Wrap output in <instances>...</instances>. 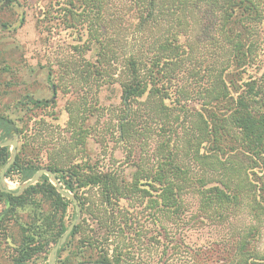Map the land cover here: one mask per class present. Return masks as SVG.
Here are the masks:
<instances>
[{
  "label": "trees",
  "instance_id": "1",
  "mask_svg": "<svg viewBox=\"0 0 264 264\" xmlns=\"http://www.w3.org/2000/svg\"><path fill=\"white\" fill-rule=\"evenodd\" d=\"M13 1L5 0L4 6ZM122 1L133 44L113 79L123 99L118 135L133 142L154 125L158 139L152 165L137 163L128 175L97 171L87 154L70 167L60 158L43 164L40 150L26 151L22 144L5 177L17 175L25 182L45 167L74 194L82 213L80 193L98 189L105 206L104 221L99 222L106 236L102 244L97 236L85 234L82 220L59 247L55 264H122L128 249L118 245L109 249L108 236L127 234L130 200L146 201L150 209L169 218L180 212L182 194L190 189L196 192L198 210L209 217L225 221L244 207L255 220L233 239L225 264H264V252L254 247L258 223L264 219V0ZM108 2L68 1L69 28L78 32L73 26L84 24L86 50L94 52V62L85 63L87 78L112 76L110 71L117 67L115 44L94 28L105 24ZM27 102L33 109L49 106L45 100ZM63 128L76 147L86 150L85 119L68 113ZM21 132L14 121L0 116V139ZM8 159L9 147H0V170ZM12 192L0 190V227L5 232L10 220L18 223L7 264H28L64 233L71 201L61 197L45 175L22 194ZM42 204L48 205L47 212ZM26 206L32 214L21 223L17 210ZM68 246V254L62 256Z\"/></svg>",
  "mask_w": 264,
  "mask_h": 264
},
{
  "label": "rangeland",
  "instance_id": "2",
  "mask_svg": "<svg viewBox=\"0 0 264 264\" xmlns=\"http://www.w3.org/2000/svg\"><path fill=\"white\" fill-rule=\"evenodd\" d=\"M68 1L14 0L5 7V0H0V116L10 118L22 131L17 134L16 152L24 144L26 151L40 150V163L60 158L65 161V167L76 164L87 154L94 170L118 171L124 175L132 172L137 163L149 168L158 139L154 125L133 142L118 135L123 99L113 79L133 44L126 4L122 0H109L105 24L94 26L96 34H103L115 44L117 67L110 71L112 76L102 78L90 74L87 78L83 76L85 63L94 62V52L86 50L84 24L73 26L78 32L69 28L71 6ZM29 99L45 100L49 106L33 109L27 102ZM68 113L80 121L85 119L89 125L86 150L76 147L69 139V131L63 128ZM34 122L36 130L31 131ZM10 152L9 147V156ZM193 172L198 174V169L193 167ZM22 183L17 175L5 177L10 191H17ZM80 198L85 205L77 224L83 220L85 234L97 236L100 245L106 237L99 224L104 221L105 211L100 193L97 188H91L82 191ZM181 200L180 212L168 218L163 212L150 209L146 201L140 202L134 197L128 208L127 234L125 237L108 236V248L118 245L128 249L122 264H225L232 254L233 239L255 224L244 207L235 214H228L225 221L209 217L198 210V198L192 189L184 191ZM47 206L42 204L43 211H48ZM2 208L0 204V212ZM31 210L29 206L19 208V222L28 221ZM75 217L71 201L64 215L65 224L68 226ZM17 225L10 220L6 226L8 231L0 227V264L9 261L10 245L13 247L11 236L18 238ZM258 226L260 235L255 237L254 247L263 253L264 219ZM54 245L50 244L48 250L33 257L28 264H48ZM68 252L69 246L62 256ZM108 254L111 255V250Z\"/></svg>",
  "mask_w": 264,
  "mask_h": 264
},
{
  "label": "water",
  "instance_id": "3",
  "mask_svg": "<svg viewBox=\"0 0 264 264\" xmlns=\"http://www.w3.org/2000/svg\"><path fill=\"white\" fill-rule=\"evenodd\" d=\"M8 146L11 148L10 156H9L8 161L4 164V166L2 167V169L0 171V190L4 191V192H10V189H8L5 185L4 173L13 164V162L15 160L16 147H17V134L13 133L11 139H6L4 141H0V147H8ZM42 175H45L46 177H48L49 182L54 185L57 193H59L61 195V197H64V198L72 201V203L75 207V210H76V217L67 226L63 235L58 239V241L56 242V244L54 245V247L52 248V250L49 253L48 264H54V260H55V257H56V254H57V251H58L60 245H62L66 241V239L68 238V236L71 233L74 226L77 225V223L80 221L81 213H80V208H79L78 201H77L76 197L73 194H71L70 192L65 191L61 187V184H60L59 180L57 179V177L55 176V174L51 170L44 168V167L39 168L32 175V177L29 180L23 182L20 185V187L17 189V191L12 192L13 195H15V196L20 195L27 187L35 184ZM81 264H100V263L84 262ZM105 264H110V263H105Z\"/></svg>",
  "mask_w": 264,
  "mask_h": 264
}]
</instances>
